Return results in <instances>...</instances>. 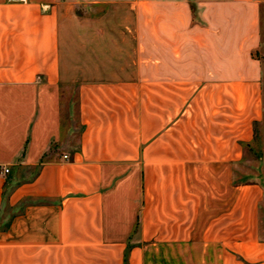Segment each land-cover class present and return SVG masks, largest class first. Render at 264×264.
Masks as SVG:
<instances>
[{
	"label": "crops",
	"instance_id": "0c3cea01",
	"mask_svg": "<svg viewBox=\"0 0 264 264\" xmlns=\"http://www.w3.org/2000/svg\"><path fill=\"white\" fill-rule=\"evenodd\" d=\"M263 5L0 0V264H264Z\"/></svg>",
	"mask_w": 264,
	"mask_h": 264
},
{
	"label": "rangeland",
	"instance_id": "374dc122",
	"mask_svg": "<svg viewBox=\"0 0 264 264\" xmlns=\"http://www.w3.org/2000/svg\"><path fill=\"white\" fill-rule=\"evenodd\" d=\"M82 12L84 9H81ZM258 56L262 62V78H261V90L263 98V115L261 121L256 125L255 136L253 143L248 147L244 153V161L238 169V178L242 180L253 179L257 176L259 170V163L264 159V5L261 10V41L258 49ZM65 101L63 104L64 109H67L68 105H71V111L73 112L72 119L68 120L67 125L77 132V120L74 118L76 112L75 100L76 89L71 87L65 90Z\"/></svg>",
	"mask_w": 264,
	"mask_h": 264
},
{
	"label": "built area",
	"instance_id": "2783aa9c",
	"mask_svg": "<svg viewBox=\"0 0 264 264\" xmlns=\"http://www.w3.org/2000/svg\"><path fill=\"white\" fill-rule=\"evenodd\" d=\"M7 171H8V169H7V168H5V169H4V172H7Z\"/></svg>",
	"mask_w": 264,
	"mask_h": 264
}]
</instances>
